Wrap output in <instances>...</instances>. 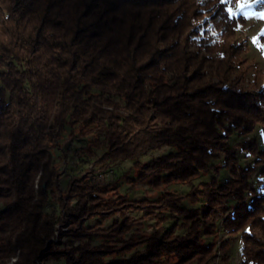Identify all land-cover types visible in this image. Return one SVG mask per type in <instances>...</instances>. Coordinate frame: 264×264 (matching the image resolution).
Returning a JSON list of instances; mask_svg holds the SVG:
<instances>
[{
    "label": "trees",
    "instance_id": "1",
    "mask_svg": "<svg viewBox=\"0 0 264 264\" xmlns=\"http://www.w3.org/2000/svg\"><path fill=\"white\" fill-rule=\"evenodd\" d=\"M246 2L264 16V0H0V264H232V242L264 264ZM72 145L93 178L129 163L119 181L160 194L65 175Z\"/></svg>",
    "mask_w": 264,
    "mask_h": 264
},
{
    "label": "rangeland",
    "instance_id": "2",
    "mask_svg": "<svg viewBox=\"0 0 264 264\" xmlns=\"http://www.w3.org/2000/svg\"><path fill=\"white\" fill-rule=\"evenodd\" d=\"M244 14V18L247 21V25L244 27V33L248 36V47L252 48L251 53H253V57L260 62L262 66H264V55L260 56V52L258 48H255V44L260 36L264 38V16L257 15L253 16L252 5L248 2L244 4V8L241 10ZM240 12V11H239ZM256 49V50H255ZM258 55L260 56L258 58ZM255 137L256 140L261 146V149L264 150V133L260 132L259 129H255ZM75 147L70 146V151L67 152V158L62 159L58 155V166L63 169V172L70 175H78L82 171H87L89 179L95 181L99 186H105L108 184H114L119 187V192L121 195L127 193L132 198H143V197H153L157 194H160L161 191L157 190H149L148 188L142 186L141 184L136 185L134 188H130L124 180L119 181V178L122 176L124 172H126L131 166L129 163H121L117 166L116 169L113 170V173H108L106 175H97L93 178L92 173L90 172V165H87L83 162V152H79L81 156L72 154ZM159 155V154H156ZM155 155V156H156ZM81 158V159H80ZM90 173V174H89ZM64 175V182L66 181V176ZM66 177V178H65ZM181 188V187H180ZM172 190V188H170ZM175 189V188H173ZM239 243L232 242L228 246L227 253L230 255L231 263L238 264V254H239ZM221 254V253H220ZM219 254V255H220ZM15 260L12 259L9 264H13Z\"/></svg>",
    "mask_w": 264,
    "mask_h": 264
}]
</instances>
